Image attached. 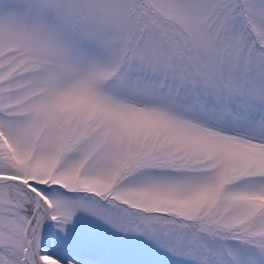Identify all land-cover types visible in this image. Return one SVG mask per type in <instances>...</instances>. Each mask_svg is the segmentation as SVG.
I'll return each mask as SVG.
<instances>
[{"label":"snow or ice","instance_id":"1","mask_svg":"<svg viewBox=\"0 0 264 264\" xmlns=\"http://www.w3.org/2000/svg\"><path fill=\"white\" fill-rule=\"evenodd\" d=\"M0 264H264V0H0Z\"/></svg>","mask_w":264,"mask_h":264}]
</instances>
